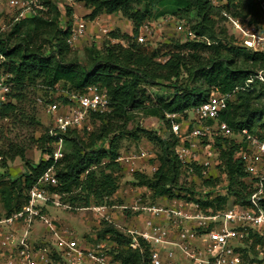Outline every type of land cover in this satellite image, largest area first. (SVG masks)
Returning a JSON list of instances; mask_svg holds the SVG:
<instances>
[{"label": "trees", "instance_id": "16d2710c", "mask_svg": "<svg viewBox=\"0 0 264 264\" xmlns=\"http://www.w3.org/2000/svg\"><path fill=\"white\" fill-rule=\"evenodd\" d=\"M83 1L92 11V20L102 14H121L132 23V34L110 33L102 49L97 44L86 48L85 61H80L67 42L73 8L67 5L62 10L53 0H42L46 10L34 17L16 23L12 17L6 19L10 32H0V78L7 77L12 85L7 101L0 103V118L19 113V104L23 103L28 88H38L47 96L61 90V103L69 104L71 97L96 86L107 91L110 101L109 112L90 113L88 121L94 125L91 131L83 128L65 135V145L71 150L65 151L63 159L54 162L55 138L49 135L48 129L37 141L49 156L47 161L28 167V172L14 180L5 174L0 176L3 207L0 217L22 211L28 203V190L52 168L58 186L50 190L59 193L62 203L74 211L93 205H112L122 180L118 161L120 142L124 134H129L126 129L134 114L159 119L170 133L173 121L169 115L175 116L178 123L186 122L190 113L215 94L234 95L219 117V122L225 123L233 136H219L205 142L219 155L216 171L222 174L214 171L217 176L212 173L206 177L201 167L189 171L176 156L179 140L175 136L162 137L155 131L138 128L130 135L136 141H148L159 150L158 168L152 176L135 173L134 184L148 189L154 199L196 202L211 214L225 211L232 199L235 205L249 208L256 181L246 172V163L238 155L248 151L245 131L264 140V81L255 78L264 71V51L239 44L221 23H227L229 16L261 33L258 30L263 15L260 0ZM155 6L163 8L161 16L179 15L191 21H187L188 32L195 37L169 39L157 47L148 42L139 43L141 29L159 16L155 14ZM64 17L69 20L66 31ZM121 40H126L127 45L118 42ZM149 89H166L170 94L155 95ZM49 97L47 104L55 102ZM235 137H241L242 143L236 142ZM17 157L25 158L23 149L0 151V168L7 169V163ZM186 175L202 181L206 199L199 197H204V193L195 185L187 187L181 183ZM221 178L225 195L215 192ZM101 225L99 238L109 237L115 245L108 253L116 262L151 264L150 245L141 242V247L133 250L131 239L125 233L108 222L103 221ZM250 239L255 246L264 244V238L258 234L251 233Z\"/></svg>", "mask_w": 264, "mask_h": 264}, {"label": "built area", "instance_id": "2783aa9c", "mask_svg": "<svg viewBox=\"0 0 264 264\" xmlns=\"http://www.w3.org/2000/svg\"><path fill=\"white\" fill-rule=\"evenodd\" d=\"M53 1L58 3L62 10H65L67 5L73 8L71 33L67 40L73 49L87 34L88 22L75 11L78 0ZM10 4L17 10L12 17L14 23L46 10L42 0H10ZM260 8L264 15V0H260ZM227 18L236 33L241 36L244 46L254 51H264V36L261 33L248 27L240 19L229 16ZM148 29L147 25L141 29L138 38L140 43H145L144 33L149 34ZM177 30L186 32L188 39L195 37L185 29L183 23L178 24ZM100 33L106 35L107 31L102 28ZM6 78H0V103L7 101L12 89ZM255 78L264 81V71ZM233 99V94L212 96L209 102L194 112L199 125L189 126L185 124L187 121L178 123L174 121L175 116H168L173 121L170 134L179 140L175 149L176 156L189 171L201 167L202 174L206 177L216 171L219 155L211 144L205 145V142H212L219 136H233L231 129L225 123L219 122L220 114L228 108ZM46 111L53 120L49 135L55 138L52 157L54 162H58L65 154V135L69 131L86 127L91 112H109L110 101L106 90L93 86L85 93L71 97L69 104H60L57 101L47 104ZM243 135L246 136L248 151L240 153L238 157L245 161L246 172L256 181L249 208L235 205L232 199L225 211L211 214L205 212L196 202L173 199L166 200L164 205H158L146 202L140 194L131 203L121 207L131 214L128 220L133 226L125 227L115 222V218H118L117 210H121L115 205H93L75 211L91 212L94 217L113 224L131 239L130 247L133 250L139 249L141 242L150 245L151 264H245L244 247L253 241L250 234L255 233L264 238V140L250 136L246 131ZM148 157V152L141 150L135 155H121L118 161L134 173H145L144 163ZM57 186L54 169H49L28 190V203L23 210L10 217L0 218V250L6 254L8 264H55L51 248H37L30 240L32 226L38 220L56 237L59 251L54 249V252L61 254V258L69 263L119 264L109 255L106 245L84 250L72 231L60 229L43 215L45 207L40 206V202L45 206L74 211L70 205L62 203L59 193L50 190ZM224 188V185L217 188L216 194L225 195ZM16 225H23L24 230L20 236L12 230ZM4 228L10 230L6 232Z\"/></svg>", "mask_w": 264, "mask_h": 264}, {"label": "rangeland", "instance_id": "374dc122", "mask_svg": "<svg viewBox=\"0 0 264 264\" xmlns=\"http://www.w3.org/2000/svg\"><path fill=\"white\" fill-rule=\"evenodd\" d=\"M75 11L80 17L84 18L88 22L87 34L75 44L72 52L80 61H85L86 48L97 44L98 47L102 49L104 43L108 41L110 33L119 31L124 35L132 34V23L121 14H102L97 19L92 20L90 18L92 11L86 7V4L83 0H78ZM162 11L163 8L155 6V14L159 16L150 23L145 24L149 27V34L144 33L145 43L148 42L154 47H157L173 38L186 40V32H179L177 30V26L179 23H183L185 29L188 31V20L179 15L166 14L165 16H161L160 13ZM16 13L17 10L11 7L10 0H0L1 33L7 34L10 32L9 27L6 25V19L15 16ZM190 20H192V18ZM221 26H226L229 31V35H234L236 39H238L239 44L243 43L241 36L236 33L235 29L229 22L221 23ZM68 28L69 20L67 17H64V30L66 31ZM102 28L106 29V35L100 33ZM258 28V30L264 34L263 15H261ZM239 37L241 38V41L239 40ZM118 42L122 43L123 45H127L126 40H121ZM149 92L155 95L164 96H168L170 94V91L166 89H149ZM61 95V90L56 92V94H50L47 96L45 92L39 90L38 88H28L23 103L19 104V113L9 118H0V151L7 152L19 148L23 149L25 152L24 159L17 157L13 161H9L7 163V169L3 170L0 168V176L5 174L10 179H17L19 176L28 172V167H36L41 161H47L49 159V156L43 153V150L41 149V146L37 144V141L45 135L49 127H51L53 121L46 111V99L50 96L49 98L62 104L60 98L62 97ZM174 121L176 122L177 120L174 119ZM185 124H188L189 126L198 124V122L195 120L194 113H190L189 120ZM93 126L94 125L92 122H89V124L84 128H87L89 131H91ZM138 128L155 131L159 136L162 137H167V135L170 133L167 132L168 130L166 129L165 125L159 119L147 117L142 113H136L134 114L133 121L127 126L126 131L129 134H124L121 139L120 155H135L141 150L148 152L149 157L147 162L144 163L146 166L144 172L146 175L152 176L155 173V169L158 167L157 155L159 150L153 144L144 139L140 141L132 139L130 134L136 131ZM235 141L242 143L243 139L241 137H235ZM70 150V146L65 145L66 153L70 152ZM121 167L122 180L120 189L116 196L112 198V205H115L118 209H121V207L127 203H131V201H133L140 194L143 200L146 202H151L158 205L166 204V199H154L153 194L148 189L138 187L136 184H134L135 181L133 175L135 173L122 165ZM217 171L220 173V175L222 174L220 170ZM213 174L217 176L216 173ZM223 180L224 179L221 178L222 182ZM222 182L220 185L218 184L216 189L225 185L224 182ZM247 182L250 183V180H247ZM181 183H184L187 187L195 185L197 190L200 192L203 191L202 193L205 191V188H202V181L193 177L187 175L183 176ZM199 197L206 199V194L204 193V197L203 195ZM39 205L47 208L48 218L50 220H54L56 223H61V226L64 225V227L75 230L73 231L75 233V239L81 242L80 247L82 249L90 250L96 248L98 245H106L108 251H111L115 246L109 237L106 240H101L99 238L102 230L101 223L104 220L94 217L91 212L70 211L58 207L45 206L42 202H40ZM122 209L117 210L118 218H115V222L119 223V225L123 227H125V225L130 226L131 221L128 220V218H131V214H129L128 211ZM2 214L3 207L0 202V215ZM131 226H133V224ZM36 229L39 231H41V229L46 231V226L43 224L37 226ZM254 244H256L254 241H250L247 243V246L244 247V255L246 257L245 264H264V244L257 246ZM45 245L53 250V260L55 264H69L66 259L61 258V254L54 252V248L58 251L59 249L51 238L46 241Z\"/></svg>", "mask_w": 264, "mask_h": 264}, {"label": "crops", "instance_id": "0c3cea01", "mask_svg": "<svg viewBox=\"0 0 264 264\" xmlns=\"http://www.w3.org/2000/svg\"><path fill=\"white\" fill-rule=\"evenodd\" d=\"M43 215L45 217L48 218V213H47V208H43ZM5 217V216H3ZM3 217H0V218H3ZM53 223L55 222L54 220H51ZM56 224L58 227H60V229L62 230H65V229H69L71 230L72 232L75 231L73 229H70V228H67V227H64L61 226L59 223H54ZM40 226V225H43L42 222L40 220L36 221L33 226H32V230H31V233H30V240L32 241V243L37 247H47L45 244H46V241L49 240V238H51L53 240L54 243H56V237H54L51 233H49V231L47 230L46 228V231L42 230L39 231L36 229L37 226ZM44 227V226H43ZM4 230L7 232L9 231L10 229L9 228H4ZM13 232H15V234L17 236H20L22 233H23V225H16L14 226V228L12 229ZM74 233V232H73ZM50 234V235H49ZM46 236V237H45ZM74 238H75V233H74ZM77 240V239H76ZM78 241V240H77ZM78 243L80 244L81 242L78 241ZM57 245V243H56ZM50 248V247H49ZM54 248V247H53ZM55 249V248H54ZM59 249V248H58ZM0 264H8L7 262V258H6V254L3 253L2 250H0ZM71 264V263H69ZM81 264H86V263H81Z\"/></svg>", "mask_w": 264, "mask_h": 264}]
</instances>
